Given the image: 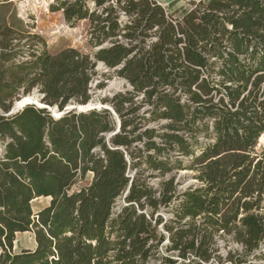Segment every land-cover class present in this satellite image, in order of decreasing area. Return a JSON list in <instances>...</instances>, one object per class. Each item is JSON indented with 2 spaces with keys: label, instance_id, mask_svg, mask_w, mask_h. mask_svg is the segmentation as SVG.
<instances>
[{
  "label": "trees",
  "instance_id": "trees-1",
  "mask_svg": "<svg viewBox=\"0 0 264 264\" xmlns=\"http://www.w3.org/2000/svg\"><path fill=\"white\" fill-rule=\"evenodd\" d=\"M89 2L49 10L87 22L92 54H48L0 26V264H206L219 234L241 245L226 262L243 264L264 242V0L192 4L181 21L154 0ZM97 63L131 89L64 112L91 101ZM32 91L43 107L10 114ZM182 171L193 183L178 193ZM24 233L34 247L15 250Z\"/></svg>",
  "mask_w": 264,
  "mask_h": 264
},
{
  "label": "rangeland",
  "instance_id": "rangeland-1",
  "mask_svg": "<svg viewBox=\"0 0 264 264\" xmlns=\"http://www.w3.org/2000/svg\"><path fill=\"white\" fill-rule=\"evenodd\" d=\"M57 1L62 0H20L16 2L15 5H10L7 9L0 10V26L10 27L14 31V38L22 37V33L27 32L31 35L36 34L40 36L46 43L45 51L48 54H56L66 48H74L84 54H92L95 49H91L87 45V22L80 21L75 27H68L63 20L61 11L51 12L49 10V6L55 4ZM86 1L89 8H92L93 6L91 5V2H89V0ZM27 37L29 36H25L24 39L21 40V45L28 43ZM30 42L31 41H29V43ZM18 43L19 42L15 40L13 45H17ZM94 72L95 76H93L90 83V94L92 96L91 101L85 106L70 104L67 106L68 109L78 108V111H82L84 108L102 110L108 108V104L103 103V100L111 99L113 95L131 89L125 80L114 75L109 76L111 71L108 73V70L102 63L96 64ZM100 85H102L101 88H99ZM26 97L31 99V102L39 104L40 94L37 91H32ZM144 109H146V107ZM257 149H264V137L259 140ZM188 175L189 174L186 171L178 172L174 175L178 193H183L193 183L191 179L187 178ZM90 177L91 176L88 175L84 180L77 183L73 190H76V188L81 185L88 184ZM170 177H172V175H169L164 179L152 177L147 178L146 181L156 190L163 180ZM122 201L123 196L118 199V203L121 204ZM48 203V198L34 200L31 203L33 212H38L42 208L46 207ZM171 207L172 205L167 208H161L157 212V215H160L164 222L172 219ZM160 229L161 228L159 227V230ZM164 244L165 245L162 250H160V256H165L167 254L165 252V246L167 245L166 241ZM33 245L34 241L32 233L18 234L14 243V249H30ZM213 248L216 252L206 264H228V262H226L228 254L231 253L234 255L235 253H239L241 251L240 244L232 241L229 237H225L222 234H219L214 238ZM173 258L176 259L175 256ZM150 264H158V261L151 260ZM176 264H195V262L193 257H190L185 261L178 260ZM243 264H264V242L254 255L245 259Z\"/></svg>",
  "mask_w": 264,
  "mask_h": 264
},
{
  "label": "crops",
  "instance_id": "crops-1",
  "mask_svg": "<svg viewBox=\"0 0 264 264\" xmlns=\"http://www.w3.org/2000/svg\"><path fill=\"white\" fill-rule=\"evenodd\" d=\"M18 1L20 0H0V10L7 9L10 5H15L16 2ZM154 1H156L164 8V10L167 12L168 16L171 19L175 21H181L184 18V16L187 15L193 8L192 4L207 2L208 0H154ZM33 247L34 245L32 246V248Z\"/></svg>",
  "mask_w": 264,
  "mask_h": 264
},
{
  "label": "bare ground",
  "instance_id": "bare-ground-1",
  "mask_svg": "<svg viewBox=\"0 0 264 264\" xmlns=\"http://www.w3.org/2000/svg\"><path fill=\"white\" fill-rule=\"evenodd\" d=\"M28 104H34L35 106L37 105L38 107H43V106L40 105V104H36V103L31 102V99H29L28 97L22 99V100L19 101V102H16V103H15V107H16V109H20V108H22L23 106L28 105ZM58 116H59V115H56V117H58ZM262 137H264V135H263ZM262 137H261V138H262ZM32 202H33V201H32Z\"/></svg>",
  "mask_w": 264,
  "mask_h": 264
},
{
  "label": "water",
  "instance_id": "water-1",
  "mask_svg": "<svg viewBox=\"0 0 264 264\" xmlns=\"http://www.w3.org/2000/svg\"><path fill=\"white\" fill-rule=\"evenodd\" d=\"M70 110H76V111H78V108H70V109H68V107L65 109V111L64 112H68V111H70ZM87 110H92V109H86V108H84V110H82L81 112H84V111H87ZM18 111V109H16V107H14L13 109H12V111H11V113L10 114H14V113H16ZM78 112H80V111H78ZM53 114L54 115H60V113H55V112H53ZM49 201H50V199H49Z\"/></svg>",
  "mask_w": 264,
  "mask_h": 264
},
{
  "label": "built area",
  "instance_id": "built-area-1",
  "mask_svg": "<svg viewBox=\"0 0 264 264\" xmlns=\"http://www.w3.org/2000/svg\"><path fill=\"white\" fill-rule=\"evenodd\" d=\"M122 204H123V201L121 204L118 203V200L116 201L114 208H113V214H117L120 211ZM160 231L162 232L161 229Z\"/></svg>",
  "mask_w": 264,
  "mask_h": 264
}]
</instances>
